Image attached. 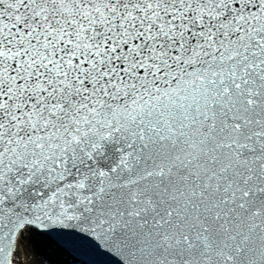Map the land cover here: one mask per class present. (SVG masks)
<instances>
[{"label":"snow or ice","instance_id":"1","mask_svg":"<svg viewBox=\"0 0 264 264\" xmlns=\"http://www.w3.org/2000/svg\"><path fill=\"white\" fill-rule=\"evenodd\" d=\"M53 251L264 264V0H0V264Z\"/></svg>","mask_w":264,"mask_h":264},{"label":"water","instance_id":"2","mask_svg":"<svg viewBox=\"0 0 264 264\" xmlns=\"http://www.w3.org/2000/svg\"><path fill=\"white\" fill-rule=\"evenodd\" d=\"M84 258H87L89 261H97V262H100V264H108V261H110V257L108 256H88V257H85L83 256Z\"/></svg>","mask_w":264,"mask_h":264}]
</instances>
